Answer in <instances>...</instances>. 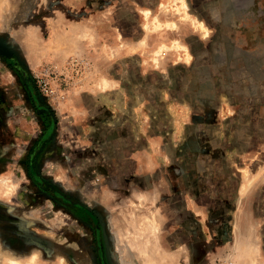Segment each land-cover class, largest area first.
<instances>
[{"label":"rangeland","instance_id":"374dc122","mask_svg":"<svg viewBox=\"0 0 264 264\" xmlns=\"http://www.w3.org/2000/svg\"><path fill=\"white\" fill-rule=\"evenodd\" d=\"M0 42V264H264V0H0Z\"/></svg>","mask_w":264,"mask_h":264},{"label":"water","instance_id":"95a60500","mask_svg":"<svg viewBox=\"0 0 264 264\" xmlns=\"http://www.w3.org/2000/svg\"><path fill=\"white\" fill-rule=\"evenodd\" d=\"M240 1H242V3H245V2H246V0H240ZM0 49H1L4 53H6L7 55L9 54V49H8V47H7L5 44L1 43V42H0ZM245 77H246V76H245ZM246 78H247V77H246ZM243 81L246 82V80H243Z\"/></svg>","mask_w":264,"mask_h":264},{"label":"bare ground","instance_id":"6f19581e","mask_svg":"<svg viewBox=\"0 0 264 264\" xmlns=\"http://www.w3.org/2000/svg\"><path fill=\"white\" fill-rule=\"evenodd\" d=\"M12 261H13L14 263H16V264L18 263L17 260H16L15 258H12Z\"/></svg>","mask_w":264,"mask_h":264},{"label":"flooded vegetation","instance_id":"af4514ba","mask_svg":"<svg viewBox=\"0 0 264 264\" xmlns=\"http://www.w3.org/2000/svg\"><path fill=\"white\" fill-rule=\"evenodd\" d=\"M58 196V195H57Z\"/></svg>","mask_w":264,"mask_h":264}]
</instances>
